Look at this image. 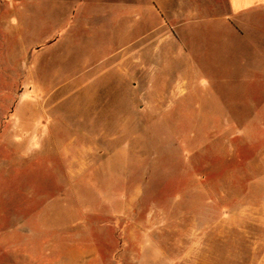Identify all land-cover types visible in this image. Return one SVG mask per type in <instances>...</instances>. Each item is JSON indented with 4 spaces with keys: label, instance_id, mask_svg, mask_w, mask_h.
Wrapping results in <instances>:
<instances>
[{
    "label": "rangeland",
    "instance_id": "obj_1",
    "mask_svg": "<svg viewBox=\"0 0 264 264\" xmlns=\"http://www.w3.org/2000/svg\"><path fill=\"white\" fill-rule=\"evenodd\" d=\"M163 11L0 0V264L264 240V15L180 37Z\"/></svg>",
    "mask_w": 264,
    "mask_h": 264
},
{
    "label": "crops",
    "instance_id": "obj_2",
    "mask_svg": "<svg viewBox=\"0 0 264 264\" xmlns=\"http://www.w3.org/2000/svg\"><path fill=\"white\" fill-rule=\"evenodd\" d=\"M162 7L172 28L167 32L180 34V37H183L181 34H192V30L204 31L205 27L211 26L222 29L228 36L242 35L250 30H260L259 19L264 15V0H162ZM128 14L130 18L138 19V11L133 6ZM149 238L146 255L143 254L144 247L138 244L141 249L131 256V264H264V240L260 239L229 240L228 243L233 244L229 247L234 250L226 258H220L218 245L201 238L183 242L182 249L178 246L175 255H167L159 246L161 241Z\"/></svg>",
    "mask_w": 264,
    "mask_h": 264
}]
</instances>
